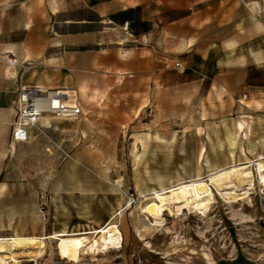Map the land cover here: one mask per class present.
<instances>
[{"label":"rangeland","instance_id":"1","mask_svg":"<svg viewBox=\"0 0 264 264\" xmlns=\"http://www.w3.org/2000/svg\"><path fill=\"white\" fill-rule=\"evenodd\" d=\"M190 13L163 12L164 24L177 21L189 29L164 31L161 58L146 52L150 60L125 79L104 74L108 69L101 67L82 79L57 72L50 86L76 92L81 116L54 119L50 129L33 127L31 139L20 143L9 139L3 145L0 237H12L14 232L22 237L47 236L61 228L56 213L71 229L97 227L96 221L105 222L114 205L124 204L111 224L123 238L113 250L70 260L49 239L41 258L32 261L19 252L15 264H162L177 263L191 253L202 257L210 253L216 264L225 260L264 264V184L256 179L252 194L241 200L237 196L238 202L215 195L211 206L180 216L166 207L161 224L144 212L155 200L144 185L159 191L152 181L157 175L173 181L180 173L190 181L199 167L207 177L213 168L231 166L225 131L235 121L257 131L259 121L264 123V109L256 106L264 107V61L258 63L250 54L258 49L264 55L263 33L251 19L254 14L264 22V1L226 0L225 14L214 21L208 16L188 18ZM231 41L236 45L227 50L224 45ZM30 66L54 73L56 65ZM25 75L19 77L24 83ZM82 82L85 96L80 93ZM245 138H240V145L256 142L254 134ZM258 149L264 155V149ZM257 150L250 159L264 157ZM238 162H245L244 157ZM58 194L56 207L53 197Z\"/></svg>","mask_w":264,"mask_h":264},{"label":"crops","instance_id":"2","mask_svg":"<svg viewBox=\"0 0 264 264\" xmlns=\"http://www.w3.org/2000/svg\"><path fill=\"white\" fill-rule=\"evenodd\" d=\"M209 1L0 0V159L4 154L3 145L10 139L17 81L20 76L22 62L28 65H56L52 69L54 73H51L50 70H48L49 72L47 70L40 72L38 69H32L30 65L25 66V83L22 80L21 82L24 85L42 89H64L50 86V81L57 77V72L63 73V75L71 72L74 73L75 78L82 79L87 73L94 72L98 67L108 69L104 71V74L125 79L124 75L129 74L128 72L141 67L150 60L148 54H153L155 58H161L163 49L162 33L164 31L182 32L189 29L188 27L179 26L177 21L164 24L163 12L185 10L191 12L187 16L191 19L195 16H208L213 21L220 20L225 14L226 0H215L213 5L207 3ZM201 4L203 5L201 10L195 13L193 11L194 7ZM251 19L253 25L254 22L257 23V29L263 33L261 36L264 39V22L254 14L251 15ZM150 41L153 44L150 48H147ZM235 45L236 43L231 41L227 42L224 47L227 50H232ZM250 54L256 62L262 63L264 61V55L260 50L252 49ZM220 61L222 62V59ZM31 83L33 84L31 85ZM86 92V84L82 82L80 93L85 96ZM256 106L264 109L260 103H256ZM11 107L13 111H11ZM54 119L67 121L53 117L42 118L33 127L38 130L50 129L51 122H55ZM33 127L27 129V140L32 137ZM254 135L264 136V123L261 121L258 123V131L257 129L254 130ZM10 147L13 150L14 145L11 144ZM257 152L261 154L259 149ZM60 199L59 194L53 197V203L56 207L59 205ZM119 207H124V204L114 205L108 211V218L105 222L100 223L97 220L96 223H99L97 227L91 225L86 229L80 228V226H75L74 229L69 228L67 224L61 221L59 213H56L55 218L60 223V229L52 230L47 236L25 238L49 241L57 233L72 234L91 231L98 232L97 238H99L111 230H116L122 241L121 232L117 228L111 227L112 222L121 214L119 213L112 218V214ZM37 219L40 220V218ZM62 219H65V217H62ZM2 222L1 219L0 227L3 226ZM7 224L11 227L13 218H9ZM15 237L22 236L14 232L12 237H0V240ZM172 254L175 253L172 252ZM8 262L9 264L13 263V261ZM8 262L6 261V264ZM160 263L216 264L210 253L209 255L204 254L203 257L201 253H191L190 256H184L177 260V263L169 261H160ZM218 264L246 263L239 260H225Z\"/></svg>","mask_w":264,"mask_h":264},{"label":"bare ground","instance_id":"3","mask_svg":"<svg viewBox=\"0 0 264 264\" xmlns=\"http://www.w3.org/2000/svg\"><path fill=\"white\" fill-rule=\"evenodd\" d=\"M54 89L56 88L42 90ZM65 91H68L70 95L71 93L74 95L76 93L66 89ZM48 94L50 96L55 95L52 91H49ZM67 103L71 104L70 102ZM41 107H43V102L36 106V108ZM48 117L60 118L50 115L42 118ZM246 126L243 122H235L232 128L225 131L227 159L232 164L231 166L228 165V167L222 169L213 168L207 177H203L202 167H199L198 174L190 181H185L183 175L180 173L176 175L173 181L167 176L159 174L152 179L159 191L147 187L145 184V192L152 193L155 199L147 205L144 211L148 219L154 220L155 224H161L163 222L161 215L166 207H169L176 216L183 215L185 211L194 214L204 206L214 204L216 196L225 201L236 200L237 196L238 198L240 197L239 200L249 197L255 189V179L259 185H263L264 157L258 156L255 160H252L250 159V155H254L258 148L264 149V136H256V142L240 145L239 140L242 136L247 138L250 134H254V129L252 130L249 126L246 128ZM201 154L202 151L200 152ZM239 156H243L245 162H238ZM167 190L170 191L169 195L165 194ZM142 193L144 194L143 191ZM122 209L123 207L116 209L112 214V218L121 213ZM97 234L98 232L96 231L72 234L57 233L52 239L57 242L58 249L67 255L70 260H77L84 254L97 255L105 253L113 250L111 248L112 244L121 241V236L116 230H111L99 238H97ZM91 237H93V240ZM45 249L46 241L44 239L15 237L0 240V264H5L7 260L18 263L17 255L19 252L25 254L27 258H32L31 260L34 261L45 254Z\"/></svg>","mask_w":264,"mask_h":264},{"label":"built area","instance_id":"4","mask_svg":"<svg viewBox=\"0 0 264 264\" xmlns=\"http://www.w3.org/2000/svg\"><path fill=\"white\" fill-rule=\"evenodd\" d=\"M10 61L13 62L11 59ZM21 65L20 71L22 73L20 76L25 72V66H29ZM178 66L179 64L176 63L175 67ZM19 77L17 81L16 98L14 101V117L10 132V140L12 142H25L27 129L36 125L44 116L50 115L63 119H77L81 116L82 108L76 95L72 93L71 95L68 94L69 92L65 91V89L43 91L38 87H30L24 85ZM49 91H52L55 95L50 96L48 94ZM41 102H43V107L36 108ZM67 102H70L71 104H68Z\"/></svg>","mask_w":264,"mask_h":264}]
</instances>
